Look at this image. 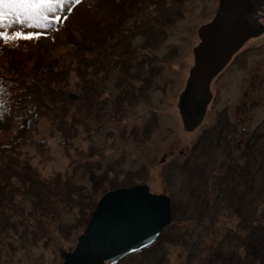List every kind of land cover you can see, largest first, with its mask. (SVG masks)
<instances>
[{
  "label": "rangeland",
  "instance_id": "rangeland-1",
  "mask_svg": "<svg viewBox=\"0 0 264 264\" xmlns=\"http://www.w3.org/2000/svg\"><path fill=\"white\" fill-rule=\"evenodd\" d=\"M216 3L81 0L55 29H23L45 33L36 39L0 42V144L11 146L0 176V264H62L100 199L117 189L146 185L183 207L193 187V203L224 205L216 123L223 110L236 112L238 86L231 95L216 83L224 91L192 131L177 108L198 29ZM255 39L241 56L256 74L244 116L256 132L254 195L241 190L237 212L173 214L151 246L114 264H264V36ZM28 111L20 137L13 118Z\"/></svg>",
  "mask_w": 264,
  "mask_h": 264
},
{
  "label": "water",
  "instance_id": "water-1",
  "mask_svg": "<svg viewBox=\"0 0 264 264\" xmlns=\"http://www.w3.org/2000/svg\"><path fill=\"white\" fill-rule=\"evenodd\" d=\"M255 1L217 0L214 16L198 29L193 65L177 103L186 131L201 125L214 78L247 41L264 34L259 26H264V17L256 20L250 15ZM171 223L169 198L151 194L146 185L108 192L92 212L74 250L61 254L62 264H114L151 246Z\"/></svg>",
  "mask_w": 264,
  "mask_h": 264
},
{
  "label": "flooded vegetation",
  "instance_id": "flooded-vegetation-1",
  "mask_svg": "<svg viewBox=\"0 0 264 264\" xmlns=\"http://www.w3.org/2000/svg\"><path fill=\"white\" fill-rule=\"evenodd\" d=\"M261 13L262 15H260ZM250 15L254 18L256 16V20L259 19L260 16L264 17V0H256L255 2H252L250 5ZM255 19V18H254ZM253 19V24H255V21ZM261 21H259V24ZM263 24V23H262ZM262 26L264 29L263 25ZM259 26H255L258 28ZM260 28V27H259ZM264 34H262L259 38L263 37ZM258 37L256 39H259ZM255 39V40H256ZM249 47H242L239 49V51L231 58L230 62L226 65V67L223 69V71L220 73L218 77H216L210 85V92H211V101L209 105L207 106L206 114L209 112L208 109L212 107L214 100L216 98V95L219 93H222L224 90L221 89L220 85H216V83L224 81L225 88L230 91L228 94H233L235 92V86H238L239 93L237 94V101H239L238 105L235 104L234 108H236V112L224 111L225 108H223L221 111L224 113L216 123V131H217V139H218V150L219 155H224V159L221 160L219 163V174L216 177L217 181V189H218V196L220 194V197L223 199V206L219 205V198L214 197V200H218V206L215 207L213 210H211L210 203L212 200H206L201 201V203L195 204L193 203L194 197L193 193L195 192V189L193 187L190 188V190L187 192L188 194V200L186 202L182 201L183 207L180 206L179 197L174 198L172 195H168L166 197L170 200V209H171V216H172V223L175 221L173 218V214H181L184 215V210L187 211V213H192L191 209H200L202 212H206V214L210 211L215 213H224L226 210L234 212H237L238 205H240V198L241 196L237 195L240 193V191L243 192V196H253L254 194V185L253 181L255 178L254 171H255V133H252L249 131V126H245L246 123L248 125L251 122L247 121L249 119L245 120V115L249 114L250 111H253L251 107L254 104L251 102L252 100L255 101L256 97H254L253 90H255V83L253 82L255 79V72L254 67L249 62V58L242 57L241 56L246 52V50H249ZM241 58V59H240ZM239 60H242V62H238ZM246 63H243V62ZM189 76V74H188ZM224 78V79H223ZM223 79V80H222ZM234 79V80H233ZM216 85V86H215ZM215 87V88H214ZM241 87V88H240ZM217 100V99H216ZM231 108V107H230ZM231 110V109H230ZM234 111V110H233ZM227 112V113H225ZM235 119H234V114ZM239 114V115H238ZM243 115V116H241ZM205 118V117H204ZM232 118L233 121L230 119ZM241 126V127H240ZM242 132H245V135H242L241 137L237 134V131L241 130ZM232 133L233 137L236 138L235 142H232L233 139L230 140V137L228 134ZM237 136V137H236ZM221 140V142H220ZM230 142L233 144L231 147L232 151H234L235 155L232 156L231 154H228V149L230 146ZM211 145H209L210 147ZM223 148V150H221ZM178 166V164H176ZM175 165V166H176ZM204 167V166H203ZM202 167V168H203ZM175 172H173V175L170 176L173 181H175V177H178V174L175 175ZM221 172V173H220ZM191 175H188L189 178ZM195 178V175H194ZM197 180V179H196ZM242 188V189H240ZM233 190H237L235 193ZM205 193V192H204ZM163 195V194H162ZM210 201V202H209ZM189 206H192L190 208ZM180 209L183 210V212H180ZM199 213V212H198ZM161 234V233H160ZM218 257V255H215V257ZM257 256V255H256ZM255 256V257H256ZM245 261V260H244ZM116 263V262H115Z\"/></svg>",
  "mask_w": 264,
  "mask_h": 264
},
{
  "label": "snow or ice",
  "instance_id": "snow-or-ice-1",
  "mask_svg": "<svg viewBox=\"0 0 264 264\" xmlns=\"http://www.w3.org/2000/svg\"><path fill=\"white\" fill-rule=\"evenodd\" d=\"M79 3L81 0H0V42L36 39L45 33L23 29H55Z\"/></svg>",
  "mask_w": 264,
  "mask_h": 264
},
{
  "label": "trees",
  "instance_id": "trees-1",
  "mask_svg": "<svg viewBox=\"0 0 264 264\" xmlns=\"http://www.w3.org/2000/svg\"><path fill=\"white\" fill-rule=\"evenodd\" d=\"M57 62H53L52 64H50L48 66L49 70L51 71L53 68L57 67ZM30 95H33V94H30ZM30 113V111L26 112L25 114H23V116L20 118V119H15L13 118V121L16 120V122L19 123V127L21 130H19V133L20 134V137H21V131L26 129L27 126H28V121L26 120L28 117H27V114ZM8 121L11 122V115L9 116L8 118ZM205 139V137H203ZM3 146L2 148H5L3 150H1L0 148V176H3V174L5 175V173H3V170L6 169V166H11V146L8 145V144H0V147ZM2 165V166H1ZM5 166V167H3ZM18 167H22L24 168V171L26 173H28L27 169H25L24 166L20 165ZM3 178V177H2ZM37 181H39L38 179H36ZM45 186V185H44ZM257 257V256H256ZM255 257V258H256ZM259 259H263L259 256Z\"/></svg>",
  "mask_w": 264,
  "mask_h": 264
}]
</instances>
